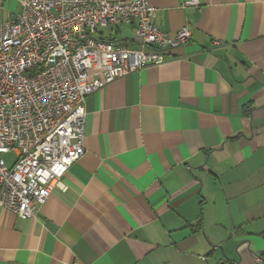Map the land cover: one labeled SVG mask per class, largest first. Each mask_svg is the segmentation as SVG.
I'll return each instance as SVG.
<instances>
[{
	"label": "crops",
	"instance_id": "obj_1",
	"mask_svg": "<svg viewBox=\"0 0 264 264\" xmlns=\"http://www.w3.org/2000/svg\"><path fill=\"white\" fill-rule=\"evenodd\" d=\"M149 4L189 40L87 97L66 189L32 219L0 208V264H264V0Z\"/></svg>",
	"mask_w": 264,
	"mask_h": 264
},
{
	"label": "built area",
	"instance_id": "obj_2",
	"mask_svg": "<svg viewBox=\"0 0 264 264\" xmlns=\"http://www.w3.org/2000/svg\"><path fill=\"white\" fill-rule=\"evenodd\" d=\"M17 1L20 12L0 22V208L28 220L84 155L87 97L168 61L190 32L159 30L149 0ZM123 24L132 41L112 37Z\"/></svg>",
	"mask_w": 264,
	"mask_h": 264
},
{
	"label": "rangeland",
	"instance_id": "obj_3",
	"mask_svg": "<svg viewBox=\"0 0 264 264\" xmlns=\"http://www.w3.org/2000/svg\"><path fill=\"white\" fill-rule=\"evenodd\" d=\"M101 31V30H100ZM102 32L106 35V37H109L111 35V31L110 29H103ZM122 35V33H121ZM121 35H118L121 37ZM116 39H120L117 37V35L115 36ZM5 160L10 163L12 162V159H13V155H8V156H4Z\"/></svg>",
	"mask_w": 264,
	"mask_h": 264
},
{
	"label": "trees",
	"instance_id": "obj_4",
	"mask_svg": "<svg viewBox=\"0 0 264 264\" xmlns=\"http://www.w3.org/2000/svg\"><path fill=\"white\" fill-rule=\"evenodd\" d=\"M222 264H230L228 261H226V262H224V263H222Z\"/></svg>",
	"mask_w": 264,
	"mask_h": 264
}]
</instances>
